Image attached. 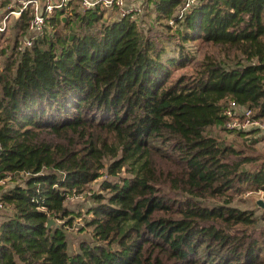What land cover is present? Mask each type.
I'll return each instance as SVG.
<instances>
[{
	"label": "trees",
	"instance_id": "16d2710c",
	"mask_svg": "<svg viewBox=\"0 0 264 264\" xmlns=\"http://www.w3.org/2000/svg\"><path fill=\"white\" fill-rule=\"evenodd\" d=\"M148 1L155 20L184 29L144 31L75 6V31H63L62 9L30 48L15 38L0 69V180L26 177L0 193V264H264V219L229 205L264 190V166L245 168L243 151L205 134L229 101L264 119V0H194L182 17L183 0ZM28 18L14 23L22 36ZM168 40L178 52L163 59ZM197 40L247 62L207 56L174 77L191 62L184 43ZM103 170L116 179L92 195L84 223L100 244L70 254L64 231L46 225L69 216L67 196Z\"/></svg>",
	"mask_w": 264,
	"mask_h": 264
},
{
	"label": "rangeland",
	"instance_id": "374dc122",
	"mask_svg": "<svg viewBox=\"0 0 264 264\" xmlns=\"http://www.w3.org/2000/svg\"><path fill=\"white\" fill-rule=\"evenodd\" d=\"M136 1L139 2L140 12L136 16L135 22L141 30L146 31L149 25H152L154 29H163V27L168 24L166 20H155V13H153L151 4L148 0ZM9 6H11V3L8 0H0V24L3 22L5 15L9 10ZM74 7L77 8L78 11L83 12V10H81L75 2H72L71 10ZM71 10L70 13L66 11L63 12V15H67L69 18V25L66 30H63L68 33L77 29L76 23L72 18ZM59 12L60 10H56L54 14L59 15ZM119 17L120 16L116 11H105L103 19L106 21H112ZM16 18L17 17L13 15L8 16L5 21L6 29L3 32H0V69L6 65L7 61H11V58L9 59L8 57L14 50L15 38H18L17 44H20V41H22L25 37V35L22 36L19 32H17V28L14 26ZM172 27L179 28L181 30L184 29L181 25L173 24ZM46 32H51V27L48 26ZM166 46L168 49L167 52L163 54V59L166 57H175L178 51L174 42L172 40H168L166 41ZM184 48L185 53H189L191 62L185 67L175 70L174 77L181 74L194 73L200 62L207 56L212 57L218 62H221L225 67L229 68L235 67L238 64H246L247 62L240 53L234 50H228L220 45H214L200 40L186 42L184 43ZM205 134L215 137L222 144H230L236 149L243 151L244 155L251 159L244 166L245 168L249 170H257L261 166H264V133L254 131L240 135L237 132L225 131L220 125L216 124L206 127ZM101 173L102 175H100V177L96 180L86 185L79 192L75 191L74 194H69L66 198L64 205L71 212L69 216H74L71 224H65L67 219H69V216L63 218H53L52 226L62 229L66 235L70 254L78 251L79 244L82 241L90 242L91 244H100L92 238L91 230L84 228V223L86 219L91 217V213H88V209L93 205L92 195L100 191L102 181L106 179H116L114 177H109L105 173V170ZM121 175H124V173L122 172ZM25 177L26 175L24 174H13L8 176L2 183H0V193L14 184L22 183ZM258 200H261L263 204L258 205ZM204 203L211 206L219 204L221 201L205 199ZM229 205L240 210L252 211L255 215L264 219V190L244 191L234 196ZM6 210L9 212L8 209ZM6 210L3 208L0 209V218L7 213ZM78 214L79 216H77ZM260 223L264 224L263 221H260Z\"/></svg>",
	"mask_w": 264,
	"mask_h": 264
},
{
	"label": "built area",
	"instance_id": "2783aa9c",
	"mask_svg": "<svg viewBox=\"0 0 264 264\" xmlns=\"http://www.w3.org/2000/svg\"><path fill=\"white\" fill-rule=\"evenodd\" d=\"M11 3L9 10L0 24V32L6 29L5 21L8 16L19 17L25 11H28L29 18L25 37L20 44H17V50L21 51L30 48L34 40L43 34L48 19L52 17L56 10H64L70 13L71 3L75 2L83 11L98 9L102 11H116L120 17H128L135 22V18L140 12L139 2L136 0H8ZM183 5L179 9L178 17L193 4L194 0H183ZM173 19L167 23L173 25ZM136 23V22H135ZM225 120L222 129L228 132H259L264 133V119L253 116L250 108L238 105L235 101H229L223 110ZM10 176V175H8ZM7 176V177H8ZM6 177V178H7ZM100 177V176H99ZM5 179V178H4ZM0 180V183L4 181ZM96 180V179H95ZM104 181V180H103ZM102 181V182H103ZM75 191L72 193L74 194ZM71 193V194H72ZM68 197V196H67ZM8 209L0 199V209Z\"/></svg>",
	"mask_w": 264,
	"mask_h": 264
},
{
	"label": "water",
	"instance_id": "95a60500",
	"mask_svg": "<svg viewBox=\"0 0 264 264\" xmlns=\"http://www.w3.org/2000/svg\"><path fill=\"white\" fill-rule=\"evenodd\" d=\"M257 204H258V205H262L263 203H262L261 200H258V201H257ZM52 221H53V219H52V218H49L48 223H47L46 226H47V227H50L51 224H52Z\"/></svg>",
	"mask_w": 264,
	"mask_h": 264
},
{
	"label": "crops",
	"instance_id": "0c3cea01",
	"mask_svg": "<svg viewBox=\"0 0 264 264\" xmlns=\"http://www.w3.org/2000/svg\"><path fill=\"white\" fill-rule=\"evenodd\" d=\"M1 218H2V217H1ZM1 218H0V219H1Z\"/></svg>",
	"mask_w": 264,
	"mask_h": 264
}]
</instances>
